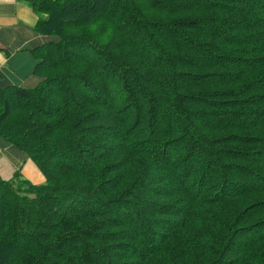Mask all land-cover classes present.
Wrapping results in <instances>:
<instances>
[{"label":"trees","instance_id":"16d2710c","mask_svg":"<svg viewBox=\"0 0 264 264\" xmlns=\"http://www.w3.org/2000/svg\"><path fill=\"white\" fill-rule=\"evenodd\" d=\"M30 4L0 135L45 180L0 176V264H264V0Z\"/></svg>","mask_w":264,"mask_h":264},{"label":"crops","instance_id":"0c3cea01","mask_svg":"<svg viewBox=\"0 0 264 264\" xmlns=\"http://www.w3.org/2000/svg\"><path fill=\"white\" fill-rule=\"evenodd\" d=\"M39 17L30 0H0V87L37 83L38 77L32 72L36 59L31 48L53 39L34 29ZM16 169L33 183L45 180L36 163L0 135V176L8 178Z\"/></svg>","mask_w":264,"mask_h":264}]
</instances>
